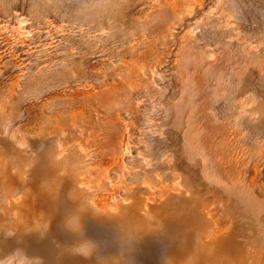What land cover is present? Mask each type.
Here are the masks:
<instances>
[{"label":"rangeland","instance_id":"obj_1","mask_svg":"<svg viewBox=\"0 0 264 264\" xmlns=\"http://www.w3.org/2000/svg\"><path fill=\"white\" fill-rule=\"evenodd\" d=\"M0 264H264V0H0Z\"/></svg>","mask_w":264,"mask_h":264}]
</instances>
